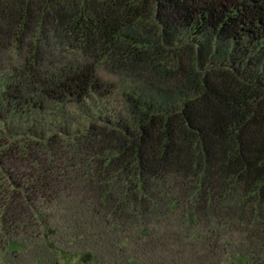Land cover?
<instances>
[{
  "label": "trees",
  "instance_id": "obj_1",
  "mask_svg": "<svg viewBox=\"0 0 264 264\" xmlns=\"http://www.w3.org/2000/svg\"><path fill=\"white\" fill-rule=\"evenodd\" d=\"M1 253L264 264V0H0Z\"/></svg>",
  "mask_w": 264,
  "mask_h": 264
},
{
  "label": "rangeland",
  "instance_id": "obj_2",
  "mask_svg": "<svg viewBox=\"0 0 264 264\" xmlns=\"http://www.w3.org/2000/svg\"><path fill=\"white\" fill-rule=\"evenodd\" d=\"M111 106L117 105L119 103V98L118 96H113L109 99L106 100ZM73 111V107H65L62 108L61 106H55L53 104H50L49 109L45 114H41L38 117H35L34 119L39 123L40 125H53V126H62L65 125L62 123V120H71L72 121V116L70 115L71 112ZM4 257V254H0V263H3L2 259ZM9 259V257H7ZM60 261L62 264H85L83 263L78 256H60Z\"/></svg>",
  "mask_w": 264,
  "mask_h": 264
}]
</instances>
